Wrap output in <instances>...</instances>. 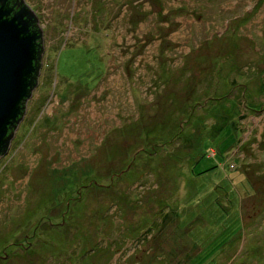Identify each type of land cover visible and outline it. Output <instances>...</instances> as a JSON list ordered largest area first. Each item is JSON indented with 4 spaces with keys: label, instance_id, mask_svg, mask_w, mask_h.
<instances>
[{
    "label": "rangeland",
    "instance_id": "rangeland-1",
    "mask_svg": "<svg viewBox=\"0 0 264 264\" xmlns=\"http://www.w3.org/2000/svg\"><path fill=\"white\" fill-rule=\"evenodd\" d=\"M25 1L0 264H264V0Z\"/></svg>",
    "mask_w": 264,
    "mask_h": 264
},
{
    "label": "water",
    "instance_id": "water-1",
    "mask_svg": "<svg viewBox=\"0 0 264 264\" xmlns=\"http://www.w3.org/2000/svg\"><path fill=\"white\" fill-rule=\"evenodd\" d=\"M17 1V2H16ZM0 0V156L5 154L37 85L42 31L30 6Z\"/></svg>",
    "mask_w": 264,
    "mask_h": 264
},
{
    "label": "flooded vegetation",
    "instance_id": "flooded-vegetation-1",
    "mask_svg": "<svg viewBox=\"0 0 264 264\" xmlns=\"http://www.w3.org/2000/svg\"><path fill=\"white\" fill-rule=\"evenodd\" d=\"M13 2H15L16 0H12ZM21 1H24L25 3H26V1L25 0H21ZM17 2V1H16Z\"/></svg>",
    "mask_w": 264,
    "mask_h": 264
},
{
    "label": "trees",
    "instance_id": "trees-1",
    "mask_svg": "<svg viewBox=\"0 0 264 264\" xmlns=\"http://www.w3.org/2000/svg\"><path fill=\"white\" fill-rule=\"evenodd\" d=\"M10 6H13V1H12V3H10Z\"/></svg>",
    "mask_w": 264,
    "mask_h": 264
}]
</instances>
